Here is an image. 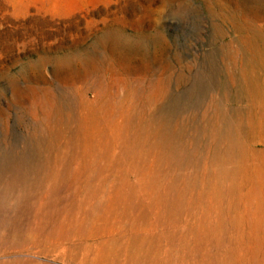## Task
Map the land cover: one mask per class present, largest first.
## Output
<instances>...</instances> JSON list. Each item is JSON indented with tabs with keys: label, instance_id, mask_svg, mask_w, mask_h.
<instances>
[{
	"label": "rangeland",
	"instance_id": "obj_1",
	"mask_svg": "<svg viewBox=\"0 0 264 264\" xmlns=\"http://www.w3.org/2000/svg\"><path fill=\"white\" fill-rule=\"evenodd\" d=\"M0 264H264V0H0Z\"/></svg>",
	"mask_w": 264,
	"mask_h": 264
}]
</instances>
